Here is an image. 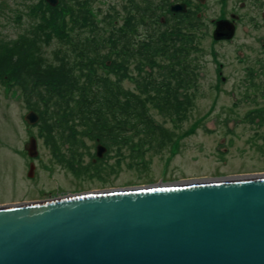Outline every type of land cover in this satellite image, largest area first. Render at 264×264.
Listing matches in <instances>:
<instances>
[{
  "label": "trees",
  "instance_id": "16d2710c",
  "mask_svg": "<svg viewBox=\"0 0 264 264\" xmlns=\"http://www.w3.org/2000/svg\"><path fill=\"white\" fill-rule=\"evenodd\" d=\"M95 2L25 0L13 18L22 26L26 17L24 32L11 40L0 36V81L21 88L52 152L76 173L83 170L76 159L94 157L87 140L108 153L126 149L142 163L148 153H161L175 135L154 111L181 119L193 106L199 79L194 26L192 38L177 26H156L159 16L149 1L137 12L126 7L124 24L113 9L98 19ZM8 3L0 0V17L8 16ZM125 81L134 88H125ZM101 162L91 161L87 171L99 170Z\"/></svg>",
  "mask_w": 264,
  "mask_h": 264
},
{
  "label": "rangeland",
  "instance_id": "374dc122",
  "mask_svg": "<svg viewBox=\"0 0 264 264\" xmlns=\"http://www.w3.org/2000/svg\"><path fill=\"white\" fill-rule=\"evenodd\" d=\"M24 1L8 0L4 14L11 19L0 17L1 37L11 40L24 32L26 17L22 26L13 20L16 10L24 9ZM121 3L124 0H99L93 9L105 10L112 5L120 9ZM102 10L98 19L104 14ZM203 33L207 35L199 42L201 50L192 55L199 71L193 106L181 119L170 114L163 117L154 111L157 120L175 138L161 153H148L144 163L132 160L126 149L122 153L114 149L104 156L99 170L74 173L51 151L39 126L40 120L34 125L26 120L33 110L21 88L0 81V206L83 193L264 175V121L248 118L256 106L253 101L257 99L264 105V98L259 89L249 90L248 95L243 72L246 64L238 61L239 48L250 55L247 54L248 58L260 59L264 54L261 43L252 39L259 33L251 30L247 36L241 30L239 43L233 44H215L209 30L204 28ZM260 36L264 37V30ZM57 47V43L49 47L46 56L51 57ZM219 72L226 78L225 82ZM124 87L133 89L134 84L125 81ZM32 138L38 144V154L33 158L26 149ZM87 146L95 153V142L87 140ZM76 160L82 162L83 168L89 167L92 158L85 155ZM31 165L35 168L32 176Z\"/></svg>",
  "mask_w": 264,
  "mask_h": 264
},
{
  "label": "water",
  "instance_id": "95a60500",
  "mask_svg": "<svg viewBox=\"0 0 264 264\" xmlns=\"http://www.w3.org/2000/svg\"><path fill=\"white\" fill-rule=\"evenodd\" d=\"M0 264H264V176L0 206Z\"/></svg>",
  "mask_w": 264,
  "mask_h": 264
},
{
  "label": "flooded vegetation",
  "instance_id": "af4514ba",
  "mask_svg": "<svg viewBox=\"0 0 264 264\" xmlns=\"http://www.w3.org/2000/svg\"><path fill=\"white\" fill-rule=\"evenodd\" d=\"M148 1L154 3V8H156L159 16L156 26H159L160 22L163 25L167 24L170 28L171 25L177 26L188 38H192L190 29L194 26L195 29L200 31L195 37L200 38L199 40L207 35V32L203 33V29L206 28L210 31L211 40L215 44L236 43L241 30H243V35L247 36L252 30L254 33H259L258 37L252 39L261 43L264 48V37L260 36L264 30V0H124V3L120 4V9L114 5L110 8L115 7L125 14L126 7L132 6L137 12L138 6H143L144 2ZM177 7L181 10H172ZM167 19L168 22H166ZM180 36H182L181 33ZM246 44H249L248 41ZM247 54V52H241V48H239L238 61L246 64L243 69L246 91L259 89L264 98V54L260 59L248 58ZM220 67L222 69L223 66L220 65ZM219 73L220 79L225 82L226 78L222 76V72ZM245 99L249 100V98ZM252 99L255 98L252 97ZM253 103L256 106H253L255 109L250 111L249 115L256 116L254 121H264V105H261L257 99ZM57 153L59 154V151ZM81 169H83L82 172L88 170L87 168ZM48 196L51 197L52 194Z\"/></svg>",
  "mask_w": 264,
  "mask_h": 264
},
{
  "label": "bare ground",
  "instance_id": "6f19581e",
  "mask_svg": "<svg viewBox=\"0 0 264 264\" xmlns=\"http://www.w3.org/2000/svg\"><path fill=\"white\" fill-rule=\"evenodd\" d=\"M264 176V175H263ZM247 177H251V176H239V177H234L233 179H225V180H213V182H221V181H228V180H239V179H246ZM181 185V184H178ZM169 187V186H175V185H162V187ZM149 188H160V186L155 187V186H150Z\"/></svg>",
  "mask_w": 264,
  "mask_h": 264
}]
</instances>
